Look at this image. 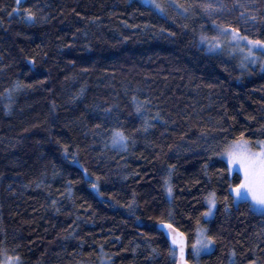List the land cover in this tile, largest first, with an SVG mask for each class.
I'll return each mask as SVG.
<instances>
[{"label": "trees", "instance_id": "trees-1", "mask_svg": "<svg viewBox=\"0 0 264 264\" xmlns=\"http://www.w3.org/2000/svg\"><path fill=\"white\" fill-rule=\"evenodd\" d=\"M218 1L209 15L193 5L211 0H177L186 13L169 0L164 13L144 0H24L29 22L0 0V248L23 264H174L160 219L190 243L199 219L216 244L198 264H264V215L226 212L219 175L225 137L264 139V69L207 46L215 25L264 39V0ZM114 128L135 140L127 151L109 146Z\"/></svg>", "mask_w": 264, "mask_h": 264}, {"label": "snow or ice", "instance_id": "snow-or-ice-1", "mask_svg": "<svg viewBox=\"0 0 264 264\" xmlns=\"http://www.w3.org/2000/svg\"><path fill=\"white\" fill-rule=\"evenodd\" d=\"M155 10L160 13L165 12V7L158 3L157 0H146ZM24 0H15L16 7L8 15L23 14L22 18L29 21L35 22L37 19L36 13L31 8H23L22 5ZM169 4L180 9L182 13L188 12V7L177 2V0H169ZM234 7L246 8V5L237 3ZM193 8H200L207 14H212L222 9L214 6L211 3H200L193 5ZM2 11V9H0ZM241 17H245V12L241 11ZM252 20H256V16H251ZM217 32L220 37H231L232 41L239 44L240 42H246L245 47L241 48L240 51L244 52V58L241 62L242 67H247L248 63H256L261 61L264 63V39H250L248 36H241L239 30L232 27H225L223 25H215ZM202 41L206 40V37H201ZM214 43L209 45V50L214 51L217 48H221L222 45L217 38H213ZM246 49V52H245ZM34 63V61H33ZM21 86L17 85V89ZM24 87H31V85H26ZM211 87V85L209 86ZM11 97L9 96V100ZM135 101V97L133 98ZM145 105L149 103L148 101L143 102ZM10 107L9 105H6ZM106 111H111L107 109ZM141 111V106H137V112ZM101 125L97 124L96 128H100ZM111 135L109 137L111 141V146L120 151H127L129 142L133 144L135 140L130 136L125 134V132L120 128L111 129ZM139 131V130H137ZM147 131V127L144 128ZM221 131H227V129L221 127ZM65 152H67V146L65 147ZM221 158L226 160L227 176L223 169L219 170V175L221 179L227 180V191L229 195L223 197V202L225 204V211H229L232 206H239L240 203H245L249 206L250 211L259 212L264 215V139H257L252 141L251 139H246L244 133L242 132L240 136L232 141H228L225 137V144L221 151H219ZM169 172L166 177L163 178L164 191L171 202L173 197L174 185L172 184V170L175 169V165L169 166ZM207 169V165H205ZM85 175H87V170L85 169ZM236 175L238 182L233 183L228 177ZM101 177L97 176V183L92 184L94 190H98V182ZM135 195V194H134ZM217 193L215 190L208 193L205 197V202L207 204V210L201 213V216L207 220L212 217L214 210L217 206ZM55 205L56 201L52 202ZM131 207V205H129ZM162 217L165 214H161ZM169 220L172 217V212L168 211L166 213ZM159 225L161 228L166 230V236L171 241V247L169 248V255L173 258L174 264H189V260L186 259V253L188 249H191V254L198 261L202 254L211 253L215 244L216 238L209 234L206 227L200 226V220L197 219V230L194 234V239L189 242V237L185 232L179 230V228L174 227L171 222H165L163 218L160 219ZM102 250V249H101ZM152 253H156V249H152ZM236 253L233 251L232 256L234 257ZM0 264H23L22 259L19 255H9L7 249L0 248ZM251 264H255L252 261Z\"/></svg>", "mask_w": 264, "mask_h": 264}, {"label": "rangeland", "instance_id": "rangeland-1", "mask_svg": "<svg viewBox=\"0 0 264 264\" xmlns=\"http://www.w3.org/2000/svg\"><path fill=\"white\" fill-rule=\"evenodd\" d=\"M146 1V0H144ZM157 2L159 3V0H157ZM211 4H213L216 7H219V1L218 0H211L210 2ZM219 42L221 43L222 47L221 48H217L214 51H220L222 50V52H225L226 55L233 59L235 62H237L239 64V66L243 69L247 68V67H258L259 69L263 70L264 69V63H262L261 61H257L256 63H248L247 61H244L245 64H247V67H242L241 66V62L243 61L244 58V52H241L240 49L245 47V43L246 42H240L239 44H237L236 42L232 41L231 37H220L219 35L216 37ZM215 41L212 39H210L207 42V46L209 48V45L214 43ZM246 52V49H245ZM109 146H111V141H109ZM112 147V146H111ZM259 213V212H258ZM214 214V213H213ZM213 216V215H212ZM211 218V217H210ZM209 219V218H208ZM202 227V226H201ZM194 239V238H193ZM190 253H191V249L189 248ZM192 255V254H191ZM193 258V264H198L196 258Z\"/></svg>", "mask_w": 264, "mask_h": 264}, {"label": "water", "instance_id": "water-1", "mask_svg": "<svg viewBox=\"0 0 264 264\" xmlns=\"http://www.w3.org/2000/svg\"><path fill=\"white\" fill-rule=\"evenodd\" d=\"M167 223V222H166ZM174 226V225H173ZM175 227V226H174ZM157 229L159 230V231H161L163 234H164V236L166 237V239H167V241H168V243H169V245H170V247H171V241H170V239H168L167 238V236H166V230L165 229H163V228H161L160 227V225H159V223H158V225H157ZM188 256H189V249H188V251H187V253H186V259H188ZM189 264H191L190 262H189Z\"/></svg>", "mask_w": 264, "mask_h": 264}]
</instances>
